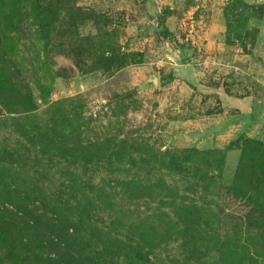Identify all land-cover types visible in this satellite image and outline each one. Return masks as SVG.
<instances>
[{
	"label": "rangeland",
	"instance_id": "rangeland-1",
	"mask_svg": "<svg viewBox=\"0 0 264 264\" xmlns=\"http://www.w3.org/2000/svg\"><path fill=\"white\" fill-rule=\"evenodd\" d=\"M232 1L68 0L67 6L73 2L91 18L75 19L77 29L73 21L67 23L62 28L64 33L46 26L42 35L44 31L34 25L29 12L14 42L19 55L10 65L15 69L17 89L28 86L25 91L33 96V104L26 107L22 92H7L3 87L14 99L8 98L5 107L0 105V178L19 176L32 179L47 192L50 188L58 190L61 149L108 139L129 140L155 151L224 150L231 144L230 139L235 141L240 136L264 142V0H243L252 8L246 10L242 41L226 20V9ZM167 12L171 16L160 25L158 17ZM164 27L173 34L171 39L162 37ZM102 45H106L105 61L98 64L94 53ZM182 45L195 51L201 49L195 52L197 56L190 67L196 69L202 86L220 89L230 97H248L247 101L251 99L257 108L254 113L258 114L243 115L247 124L238 121L242 132L236 127L237 131L226 133L225 140L229 141L223 144L193 142L187 133L192 128L183 124L197 114L222 110L215 91L210 94L205 93L210 89H195L197 97L191 101L190 95L175 101L166 96L162 86L150 93L138 89L140 79H152L153 75L159 79L162 74L172 73L175 64H180ZM128 94L132 95L120 97ZM242 111L232 109L230 113L241 118ZM48 159L58 166L49 165ZM240 159L239 149L227 153L224 183H231ZM106 167L108 161L95 171V183L110 189L114 176L126 173ZM49 178L54 184L45 181ZM166 179L170 183L175 180ZM180 185L184 183L177 186ZM120 195L117 209L125 211V222L157 208L144 201L137 206ZM177 246L171 243L160 253L164 257L176 255Z\"/></svg>",
	"mask_w": 264,
	"mask_h": 264
},
{
	"label": "trees",
	"instance_id": "trees-1",
	"mask_svg": "<svg viewBox=\"0 0 264 264\" xmlns=\"http://www.w3.org/2000/svg\"><path fill=\"white\" fill-rule=\"evenodd\" d=\"M67 2L0 0L1 106L12 97L6 89L22 92L26 107L33 104L28 86L17 89L10 65L19 55L14 42L29 12L44 31L41 35L46 26L64 33L67 23L91 18ZM249 8L234 0L226 9L228 27L239 41ZM171 14L159 16V24ZM161 35L173 37L167 27ZM105 48L92 51L98 64L105 61ZM234 149L241 151V159L226 184L227 153ZM58 157L65 178L60 174L58 190L47 192L19 176L0 178V264H264V142L240 136L224 150L155 151L108 139L64 147ZM106 161L109 171L127 175L114 176L110 189L95 183V171ZM48 162L58 166L52 159ZM166 177L175 180L170 183ZM45 181L54 184L50 178ZM181 182L184 186H177ZM118 195L137 206L144 201L157 208L125 222V211L117 209ZM171 243L178 245L177 254L164 257L160 251Z\"/></svg>",
	"mask_w": 264,
	"mask_h": 264
},
{
	"label": "crops",
	"instance_id": "crops-1",
	"mask_svg": "<svg viewBox=\"0 0 264 264\" xmlns=\"http://www.w3.org/2000/svg\"><path fill=\"white\" fill-rule=\"evenodd\" d=\"M146 3L151 4V2L147 1ZM199 50H201L199 49V47L197 51H195L194 49H189L188 47L181 49L180 51L182 58L180 59V64H175L176 67L172 71V73L166 75L162 74L159 79L154 75L152 76V79H140L141 85L138 89L150 93L157 89L158 86H162L165 88L164 90L166 91V96L175 101H183L188 95H190L189 101H191V99L197 97L196 91L203 92V88L210 89L209 87L206 88L204 87V85H201L202 79H198L196 69L193 68V66L190 67V62L193 61L192 58L197 56L195 55V52L198 53ZM207 62L208 61L204 62L203 64ZM199 64H202V62H200ZM170 77H173V79H168ZM167 86L168 88H166ZM213 91H215V94H219L222 110L218 113L215 112L203 116H199V114H197L195 118H193L192 116L184 120L183 124H187L192 128L191 132H187L189 137L191 138V141L195 140V142L198 141L200 144H212L214 142L221 141L223 144V142L225 143L226 141H229L225 140L226 133L237 131L236 127H239V132L242 130L240 129L238 121L240 122V124L242 120L244 121V123H248L243 118V115H247V117H249L258 114L254 113V111H257V108L252 103L251 99L247 101L248 97H230L224 94L220 89H210V91L206 90L205 93L211 94V92ZM232 109L240 111L243 110L241 112V118H238L236 114H231L230 111H232ZM232 136L233 135L230 134V137ZM230 140L233 141V138ZM199 143H196L195 146H198Z\"/></svg>",
	"mask_w": 264,
	"mask_h": 264
}]
</instances>
